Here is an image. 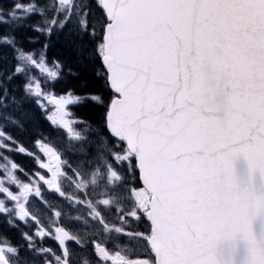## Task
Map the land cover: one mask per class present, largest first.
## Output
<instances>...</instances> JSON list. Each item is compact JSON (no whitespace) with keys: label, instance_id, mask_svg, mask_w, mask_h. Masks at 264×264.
<instances>
[{"label":"snow or ice","instance_id":"obj_1","mask_svg":"<svg viewBox=\"0 0 264 264\" xmlns=\"http://www.w3.org/2000/svg\"><path fill=\"white\" fill-rule=\"evenodd\" d=\"M0 160V264H264V0L0 3Z\"/></svg>","mask_w":264,"mask_h":264},{"label":"trees","instance_id":"obj_2","mask_svg":"<svg viewBox=\"0 0 264 264\" xmlns=\"http://www.w3.org/2000/svg\"><path fill=\"white\" fill-rule=\"evenodd\" d=\"M5 2L4 0H0V3ZM46 123H41L40 131H43L45 135L51 133V129L48 128ZM9 133L17 140V144L15 147L23 146L27 149V152H32L34 149V136L35 133L31 130V125H26L25 128H17L15 126H10L8 129ZM26 145V146H25ZM14 159L20 164V157L15 154ZM24 160H29L32 162V159L29 156L22 157ZM27 167V166H26Z\"/></svg>","mask_w":264,"mask_h":264},{"label":"rangeland","instance_id":"obj_3","mask_svg":"<svg viewBox=\"0 0 264 264\" xmlns=\"http://www.w3.org/2000/svg\"><path fill=\"white\" fill-rule=\"evenodd\" d=\"M0 163H3V161H2V160H0Z\"/></svg>","mask_w":264,"mask_h":264},{"label":"bare ground","instance_id":"obj_4","mask_svg":"<svg viewBox=\"0 0 264 264\" xmlns=\"http://www.w3.org/2000/svg\"><path fill=\"white\" fill-rule=\"evenodd\" d=\"M46 125V124H45ZM26 146V145H25Z\"/></svg>","mask_w":264,"mask_h":264}]
</instances>
